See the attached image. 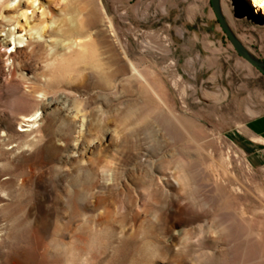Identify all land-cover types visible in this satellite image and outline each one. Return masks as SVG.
<instances>
[{
	"label": "rangeland",
	"instance_id": "obj_1",
	"mask_svg": "<svg viewBox=\"0 0 264 264\" xmlns=\"http://www.w3.org/2000/svg\"><path fill=\"white\" fill-rule=\"evenodd\" d=\"M220 1L264 62V0ZM12 2L0 0V264H264V145L236 128L253 101L239 79L201 81L217 41L238 55L211 0H171L175 17L37 0L26 19Z\"/></svg>",
	"mask_w": 264,
	"mask_h": 264
},
{
	"label": "crops",
	"instance_id": "obj_2",
	"mask_svg": "<svg viewBox=\"0 0 264 264\" xmlns=\"http://www.w3.org/2000/svg\"><path fill=\"white\" fill-rule=\"evenodd\" d=\"M175 4L172 6L171 0H122L121 2L123 14L126 16L145 17H172V15L175 17L177 15V5ZM172 11H175L174 14H172ZM218 32L220 33L217 34L218 37L224 38L221 30ZM219 43L221 41H217L213 45L214 51L218 55H213L212 53V55L205 56L201 61L200 69L203 76L201 81L210 83L216 81L217 76H224L228 81L230 79H239L240 90L244 92L243 96L245 99H251L253 105L250 102H248L250 104L244 103L243 117L240 119L239 124L236 125V128L240 129L238 131L239 134L248 141L255 142L256 140L258 144L264 145V110L260 107L261 104L257 102V99L254 100L259 96L257 81L263 80L264 83V75L239 55H234L230 51L231 49L228 50L226 47L219 45ZM203 48H205V51H209V47L206 45ZM229 62L233 64L232 69L228 67L230 65ZM204 74H207V78H204Z\"/></svg>",
	"mask_w": 264,
	"mask_h": 264
},
{
	"label": "water",
	"instance_id": "obj_3",
	"mask_svg": "<svg viewBox=\"0 0 264 264\" xmlns=\"http://www.w3.org/2000/svg\"><path fill=\"white\" fill-rule=\"evenodd\" d=\"M211 6L223 31L224 37L230 42L236 53L246 62H248L251 66L257 69L262 75H264V62L254 58L251 53L246 49V47L241 43V41L237 38L236 34L229 25L227 16L222 11L221 1L211 0ZM234 14L237 16L241 15L236 10L234 11Z\"/></svg>",
	"mask_w": 264,
	"mask_h": 264
},
{
	"label": "bare ground",
	"instance_id": "obj_4",
	"mask_svg": "<svg viewBox=\"0 0 264 264\" xmlns=\"http://www.w3.org/2000/svg\"><path fill=\"white\" fill-rule=\"evenodd\" d=\"M36 3H37V0H13L12 4L11 5H14L15 8H18L19 11H21V17L22 18H27L28 16V11L31 9V7H36ZM32 13V12H31ZM93 24V18L91 17V19L89 20L88 22V25L87 26H91ZM11 41H14L13 39V35L11 33L7 34L6 38L4 40H2V43L3 44H9ZM72 46H75L77 48V50L79 51L80 54L85 55L87 56V47L86 45H84L82 42H80L78 39H74L72 41ZM0 59H1V55H0ZM112 59L115 60V61H119L118 57L113 55L112 56ZM13 60V58L11 56H7V59L5 61L6 64H4V69L7 70V69H10L12 67V64H8V61H11ZM117 61V63H119ZM121 67V65H120ZM33 117V116H32ZM35 120V122H34ZM36 117L34 119L32 118H29V120H26L24 122L30 124L32 122L37 123L36 121ZM162 176L164 175H160L159 178H161Z\"/></svg>",
	"mask_w": 264,
	"mask_h": 264
},
{
	"label": "trees",
	"instance_id": "obj_5",
	"mask_svg": "<svg viewBox=\"0 0 264 264\" xmlns=\"http://www.w3.org/2000/svg\"><path fill=\"white\" fill-rule=\"evenodd\" d=\"M219 23V22H218Z\"/></svg>",
	"mask_w": 264,
	"mask_h": 264
}]
</instances>
